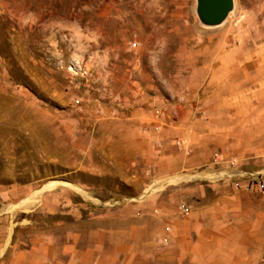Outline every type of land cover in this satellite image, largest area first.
I'll return each instance as SVG.
<instances>
[{
	"label": "rangeland",
	"instance_id": "obj_1",
	"mask_svg": "<svg viewBox=\"0 0 264 264\" xmlns=\"http://www.w3.org/2000/svg\"><path fill=\"white\" fill-rule=\"evenodd\" d=\"M196 6L0 0V264L59 204L101 232L163 187L183 213L188 188L264 192V0L212 27ZM163 152L169 178L144 179Z\"/></svg>",
	"mask_w": 264,
	"mask_h": 264
},
{
	"label": "crops",
	"instance_id": "obj_2",
	"mask_svg": "<svg viewBox=\"0 0 264 264\" xmlns=\"http://www.w3.org/2000/svg\"><path fill=\"white\" fill-rule=\"evenodd\" d=\"M161 156L144 179L169 178L171 161ZM168 192L163 187L146 200L139 193L101 232L78 233L73 207L59 204L51 233L33 236L6 264H264V192L231 189L206 202L204 190L188 188L182 195L187 213L169 203Z\"/></svg>",
	"mask_w": 264,
	"mask_h": 264
},
{
	"label": "water",
	"instance_id": "obj_3",
	"mask_svg": "<svg viewBox=\"0 0 264 264\" xmlns=\"http://www.w3.org/2000/svg\"><path fill=\"white\" fill-rule=\"evenodd\" d=\"M196 13L205 26H218L233 9V0H196Z\"/></svg>",
	"mask_w": 264,
	"mask_h": 264
}]
</instances>
